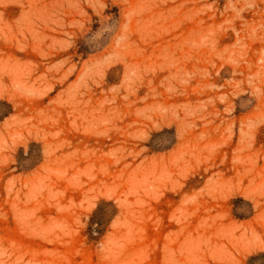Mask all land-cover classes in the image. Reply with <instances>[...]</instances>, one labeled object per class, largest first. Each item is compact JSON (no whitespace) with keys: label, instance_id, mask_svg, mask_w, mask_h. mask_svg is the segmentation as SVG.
Segmentation results:
<instances>
[{"label":"rangeland","instance_id":"374dc122","mask_svg":"<svg viewBox=\"0 0 264 264\" xmlns=\"http://www.w3.org/2000/svg\"><path fill=\"white\" fill-rule=\"evenodd\" d=\"M0 264H264V0H0Z\"/></svg>","mask_w":264,"mask_h":264}]
</instances>
